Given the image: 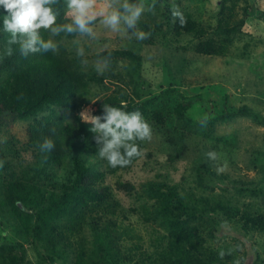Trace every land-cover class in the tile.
<instances>
[{
  "label": "rangeland",
  "instance_id": "374dc122",
  "mask_svg": "<svg viewBox=\"0 0 264 264\" xmlns=\"http://www.w3.org/2000/svg\"><path fill=\"white\" fill-rule=\"evenodd\" d=\"M145 2L151 3V0ZM174 2L184 16L188 15L196 23L198 36L187 32L179 36L164 33L165 25L160 24L161 7L170 9L173 0H161L160 6L156 3L153 10L144 13L139 28L151 33L144 41L121 39L98 26L97 41L82 40L88 64H81L80 58V69H93L96 53L104 46L129 49L136 58L113 55L111 67L102 74L103 78L90 81L88 96L91 97L80 109L57 106L56 110L66 118L74 117L75 113L79 117L78 113L86 108L99 115V103L123 90L134 96L136 91L140 100L152 102L139 109L153 133L151 141H144L143 155L127 169L106 174V182L119 200L118 210L125 212L120 215L122 222L130 224L133 233L140 236L123 240V251L132 242H140L148 251L155 249L152 239L163 233L165 227L153 212L144 209L146 202L150 205L154 201L149 199L144 184L165 180L176 185L186 197L203 196L233 206L232 216L208 210V216L190 221L189 225L198 226L207 246L218 252L225 251L224 261L264 264V233L243 227L245 213L264 212V124L251 116L237 115L224 120L215 116L220 112L223 96H228V103L247 105L259 118H264V0ZM62 5L65 11L64 0ZM209 37L214 38L217 52L194 50L201 38ZM74 39L70 38L68 45L75 50ZM208 103L214 104L211 111ZM183 104L186 108L182 114L177 113L176 108ZM5 113H0V160H3L1 151L6 147L26 145L27 130L34 123L33 118H20L11 111ZM209 151L216 152L218 159H208L205 154ZM31 163L16 160L14 167L27 176ZM41 166L43 186L47 172L48 180L53 182L66 181L74 173L63 164L42 163ZM218 168L224 170L218 173ZM93 169L106 171L100 162ZM10 170V167L0 169V253L8 256L6 261L0 259V264H98L97 260L99 264H108L98 256L101 240L94 236L88 223L82 232L71 237L72 245L56 249L41 242L40 234H32L31 223L37 217L35 208L27 210L31 223L24 226L22 219L12 212L9 198L2 193L10 179ZM118 180L131 183L132 189L118 188ZM53 189L55 193L61 191L55 185L47 195ZM87 201L90 203L92 199ZM75 204L71 200L66 211ZM66 218H70L67 213L55 214L54 221L66 222ZM78 251L83 252L80 257ZM144 260L134 251L119 264H145Z\"/></svg>",
  "mask_w": 264,
  "mask_h": 264
},
{
  "label": "trees",
  "instance_id": "16d2710c",
  "mask_svg": "<svg viewBox=\"0 0 264 264\" xmlns=\"http://www.w3.org/2000/svg\"><path fill=\"white\" fill-rule=\"evenodd\" d=\"M160 2L161 0H157V5ZM57 7L60 11L58 23L63 22L62 0ZM170 10L171 8L161 7L160 24L167 27L164 28V33L179 36L187 32L198 36L196 23L191 21L188 15H185L186 24L181 26L178 21L173 20ZM5 14L3 6H0V27H3ZM72 37L63 34L56 37L59 45L57 54L36 53L23 57L17 50L13 56L0 59V113L6 114L5 112L11 111L17 117L34 119V123L27 130L28 141L25 146L11 149L6 147L7 149L1 151L5 162L3 170L11 168L10 179L4 185L2 193L6 199L9 198L12 212L22 219L25 226L28 222L31 223L27 210L34 207L37 217L36 221L31 223L33 225L31 232L37 234L35 236L40 234L42 238L38 237L41 242L55 249L72 245L71 237L82 232L85 224L88 223L94 231V236L101 240L102 247L98 256L108 264H119L124 257H129L134 251L141 260L145 259V264H230L220 258L215 248L206 245L207 240L199 234L197 225L189 224L197 218L202 220L208 216V210L221 211L225 215L232 216L234 207L221 201H212L208 197H186L176 185L169 184L165 180H153L144 184L149 199H154L150 204L152 207L150 208L146 202L144 209L146 212H153L165 227L163 233L152 239L155 249L148 251L143 249L140 242H132L123 251V240H134L140 236L133 233L130 224L125 225L122 222L120 215H125V212L121 208L118 210L119 200L106 182V174L127 169L136 158L129 166L110 167L107 161L98 155L93 133L89 131L90 126L81 121L76 116L77 113L72 118H66L57 112V106L80 109L91 97L88 96L90 81L103 78L92 68L85 71L80 69V58L74 53L76 52L74 47L68 45ZM7 38L8 34L2 32L0 53L3 52ZM214 45L213 37L201 38L194 45V50L217 52ZM109 52L111 57L128 55L130 58H136L129 49H106L102 55H107ZM118 94L106 97L99 103V115L103 111V103L118 107L126 105L127 111L143 109L146 104H152L145 99L140 100V95L136 91H134L136 96L127 93L126 90ZM151 100L154 98L151 97ZM186 104L178 106L177 113L182 114ZM207 105L208 110L211 111L214 104ZM219 106L220 112L215 115L219 119L242 115L251 116L264 124V118H259L258 114L247 105L237 106L228 103V96H223ZM46 137L52 139L55 144L51 152H42L39 148ZM138 143L141 149L144 142ZM90 157H95L99 161H93ZM16 160L32 162L29 166L31 172L27 176L15 169ZM96 162H100L106 171H94ZM42 163L50 166L63 164L74 173L72 172L66 181L53 182L51 179L48 180L50 174L47 172L46 185L43 186L40 182ZM55 185L61 191L55 193L53 189L47 195L48 190ZM117 187L130 191L133 186L131 183L118 180ZM87 198L92 199V202L89 203ZM71 200L76 204L67 212L66 207ZM198 210L201 212L197 213ZM61 213H67L70 218H66V222L54 221L55 214L61 215ZM32 214L34 215V212ZM243 216L244 229H256L264 233V212L253 211ZM77 253L78 257L83 254L82 251ZM7 258L6 254L0 253L1 260L6 261ZM97 263L101 262L97 260Z\"/></svg>",
  "mask_w": 264,
  "mask_h": 264
},
{
  "label": "clouds",
  "instance_id": "9594fccd",
  "mask_svg": "<svg viewBox=\"0 0 264 264\" xmlns=\"http://www.w3.org/2000/svg\"><path fill=\"white\" fill-rule=\"evenodd\" d=\"M64 2V19L58 23L60 11L57 6L60 0H0V6H3L6 13L3 16V28L0 30L8 34L0 59L13 56L17 50L23 57L36 53L57 54L59 45L56 37L63 34L76 37L73 40L76 55L81 58V64L87 65L82 40L97 41L98 26L121 39L134 38L137 41H144L151 36L150 32L140 29L139 24L144 13L155 8L156 0H151V3L147 4L145 0H64ZM171 15L181 26L186 24L184 13L174 0ZM105 51L106 46L101 47L92 64L97 74L102 75L111 67V53L102 55ZM126 107L103 103L100 115L92 114V110L87 108L78 113L80 119L90 125L89 131L93 133L99 157L106 160L112 168L129 166L134 158L143 155L138 142L152 139V127L142 112L139 109L127 111ZM54 147L53 140L47 137L39 145L42 152H51ZM205 155L210 160L218 159V154L214 151H209ZM4 163L0 160V169ZM223 170L217 169L218 173ZM231 251L230 249L228 254ZM225 255V251L219 252L221 259Z\"/></svg>",
  "mask_w": 264,
  "mask_h": 264
}]
</instances>
